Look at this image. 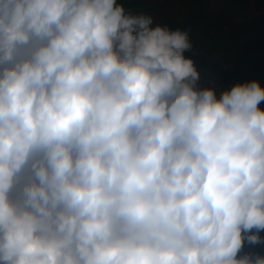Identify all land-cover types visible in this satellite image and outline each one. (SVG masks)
<instances>
[{
	"label": "clouds",
	"instance_id": "clouds-1",
	"mask_svg": "<svg viewBox=\"0 0 264 264\" xmlns=\"http://www.w3.org/2000/svg\"><path fill=\"white\" fill-rule=\"evenodd\" d=\"M192 49L117 0H0V262L264 264V89Z\"/></svg>",
	"mask_w": 264,
	"mask_h": 264
},
{
	"label": "trees",
	"instance_id": "trees-1",
	"mask_svg": "<svg viewBox=\"0 0 264 264\" xmlns=\"http://www.w3.org/2000/svg\"><path fill=\"white\" fill-rule=\"evenodd\" d=\"M133 13H146L155 23L189 32L200 85L230 89L234 84L258 80L264 89V0H117ZM258 107L264 111V100ZM256 230L253 229L252 232ZM259 235L264 237V230ZM245 253L264 255V244L247 240ZM3 264V262H0Z\"/></svg>",
	"mask_w": 264,
	"mask_h": 264
}]
</instances>
